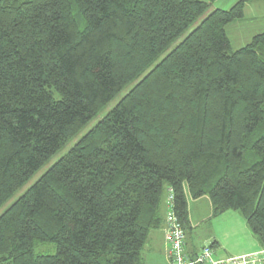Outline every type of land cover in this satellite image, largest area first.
I'll return each instance as SVG.
<instances>
[{"label":"trees","instance_id":"trees-1","mask_svg":"<svg viewBox=\"0 0 264 264\" xmlns=\"http://www.w3.org/2000/svg\"><path fill=\"white\" fill-rule=\"evenodd\" d=\"M213 1L0 0V208L134 83L0 215V264H144L168 189L185 230L207 197L264 250V32H225L255 0L154 64Z\"/></svg>","mask_w":264,"mask_h":264},{"label":"rangeland","instance_id":"rangeland-1","mask_svg":"<svg viewBox=\"0 0 264 264\" xmlns=\"http://www.w3.org/2000/svg\"><path fill=\"white\" fill-rule=\"evenodd\" d=\"M210 3V0H203ZM237 0H215L211 3L207 12L200 17L195 23H193L187 31L171 46L167 49L165 53L159 57V59L154 63H158L168 52L177 46L182 39L190 33L198 24L213 10H229ZM247 5V8H246ZM244 7V19L236 21L226 27V34L230 41V47L232 51H236L245 45H247L252 36L264 32V4L260 0H255L247 3ZM134 83L123 89L96 117L93 119L82 131L81 133L67 144L62 150L57 152L51 159L37 171L27 183L21 187L12 198L0 208V215L10 207L28 188H30L52 165H54L61 157H63L66 152L74 145V143L82 137L88 130H90L99 120H101L118 102L119 100L131 89ZM199 200V199H198ZM193 202H197L192 200ZM192 206L191 214L192 216V228L191 237L197 240L196 245H202L201 240L206 238L209 234L217 233L220 241L228 244L232 248H238L246 244V235L244 231L251 235L253 239L255 237L249 231L245 221L236 211H226L221 215L212 219H206L209 215V206L205 202H197ZM154 237L157 240H154ZM162 238V233L159 230L152 231L149 235V240L145 244L142 250V258L144 264H167L165 255H162L163 243L160 239ZM199 240V241H198ZM256 240V239H255ZM204 247V246H203ZM35 253L38 255H53L55 253V247L51 244L38 245L35 247ZM216 257V256H215ZM216 258H223L217 256Z\"/></svg>","mask_w":264,"mask_h":264},{"label":"built area","instance_id":"built-area-1","mask_svg":"<svg viewBox=\"0 0 264 264\" xmlns=\"http://www.w3.org/2000/svg\"><path fill=\"white\" fill-rule=\"evenodd\" d=\"M167 213L162 226L168 264H264V250L224 259L215 257L212 246L206 245L198 252L187 250V233L173 212V194L168 189Z\"/></svg>","mask_w":264,"mask_h":264},{"label":"crops","instance_id":"crops-1","mask_svg":"<svg viewBox=\"0 0 264 264\" xmlns=\"http://www.w3.org/2000/svg\"><path fill=\"white\" fill-rule=\"evenodd\" d=\"M246 8H247V5H246ZM243 19H244V17H243ZM225 32H226V30H225ZM195 201H197V202L202 201V202H205L206 205L208 204L210 212H209V215L206 219L209 218V219H212L214 221L213 218H215V217H212V215H211L212 214V208H211V204H210L209 199L207 197H203V198H201L199 200H195ZM197 202H193L192 199L190 198V196L187 195V222H188V226L186 228V233H187V250L189 252H198L203 246L210 245V246H212V248L214 250L215 256L216 257L220 256L223 258H219V259H224V258L254 253V252H257L258 250L261 249L258 242L255 239H253V237H251V235H249L247 233V231H246V233L244 231V235H246V244L244 246H241L238 248H232L231 246H227L228 244H225L224 242L220 241V239L218 238L219 234H217V233L209 234L206 238L201 240L202 245H200V246L194 244V243H197L196 242L197 240H195L193 237H191V228H192L191 225L193 222L191 217L194 216V214H191V211L193 210L192 206H194V203L199 204ZM167 210L168 209H167L166 195H164V198H163V201L161 204V216H162V218L165 217ZM159 231L162 233V238L160 239L161 243H163L162 255H165L166 262H167L166 246L164 244L163 231L162 230H159ZM148 240H149V238H148ZM154 240H157V238L154 237ZM167 264H168V262H167Z\"/></svg>","mask_w":264,"mask_h":264}]
</instances>
